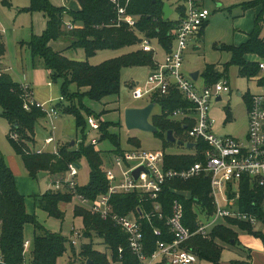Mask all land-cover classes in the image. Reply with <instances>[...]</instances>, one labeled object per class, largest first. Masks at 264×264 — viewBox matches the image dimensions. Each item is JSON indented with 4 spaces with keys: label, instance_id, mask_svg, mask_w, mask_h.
Masks as SVG:
<instances>
[{
    "label": "trees",
    "instance_id": "obj_1",
    "mask_svg": "<svg viewBox=\"0 0 264 264\" xmlns=\"http://www.w3.org/2000/svg\"><path fill=\"white\" fill-rule=\"evenodd\" d=\"M26 12L42 13L47 18V25L44 32L33 35L25 46L30 51L32 61L38 60L48 72L52 82H60V93L62 104L54 107L59 116L69 115L74 119L76 129L84 131L87 126V117L94 116L99 120L98 141L108 140L117 146L114 153H121L117 136L110 134L108 128L110 123L100 120V114H94L83 100L102 102L107 97L117 96L120 91V71L125 67L150 66L155 68L152 60V53L143 52L141 49L132 51L121 57L106 60L99 65L91 66L88 59L99 51L118 50L122 48L139 47L143 39L155 40L164 52H170L173 45V32L180 25L184 17V9L176 6L177 19L163 20L162 8L164 0H156L151 3L149 0H131L127 6V13L138 18L134 27L125 24L117 26V13L109 0H73L77 2L80 9L77 12L66 11L62 7L53 6L48 0H27ZM125 0H120L124 5ZM4 6H10V0H2ZM260 7V12L254 21V28L248 35V40L239 45H222L219 50L228 52L231 55V66H235L238 76L241 78H255L260 69L258 63L248 62L246 55H257L264 59V0H253L242 5L244 10ZM67 18V19H66ZM69 20L73 26L80 25V28H73L66 32V21ZM206 21L199 32L198 37L203 35ZM68 38L70 45L68 49L82 50L85 54V61L69 59L62 52L52 51L49 47L51 41H59ZM6 56V48L3 36L0 34V64ZM228 65L224 69L227 70ZM204 85L210 86L225 78L220 75L214 66H207L201 75ZM259 84L264 86V78L259 79ZM75 86V91L70 86ZM23 86L14 82L7 72L0 71V117L10 125V134L7 137L15 154L19 156L29 175L33 179L38 178L39 173L58 175L66 173L69 164H77L84 160L89 168V184L85 187H77L76 192L84 195L90 200L96 199L107 191V181L103 172L101 153L95 150V145H79L77 149L68 148L70 145L60 147L57 154L42 153L36 154L30 149L33 143L32 127L36 119L46 117L45 114L35 107L24 109ZM244 99L247 105L250 104L249 95ZM160 108L159 114L150 117V123L157 129L155 135L162 139L163 148L175 145L165 141V134L173 131L175 138L179 141H186L185 127H189L188 120L177 121L169 118L177 109H186L190 105L172 87L165 96L154 94L150 99ZM86 116V119L84 115ZM229 117V116H228ZM227 117V118H228ZM16 139H12L11 135ZM205 145L195 142V148L201 150ZM165 168L173 170L187 169L201 158L195 154H165ZM242 198L239 201L240 209L253 215H257L261 223L264 222V212L260 205L262 197L254 194L253 189L244 182ZM170 189H177L190 193L188 200L171 193ZM141 196L137 194L115 197L116 212L120 215H129L139 205ZM182 201L184 207L183 223L192 231L196 228L197 219L203 212L206 216L213 214L214 208L209 198L208 180L200 177L186 182H169L162 191L159 202L169 213V205L176 199ZM36 201V200H35ZM72 201L71 194L53 192L48 190L38 199V204L49 215L59 219L58 206L60 203L67 204ZM255 202L257 206H254ZM73 216L79 217L83 223L84 236L89 238V243L81 245V255L84 262L81 264H108L106 255L93 250L92 239L95 237L106 245L113 256L119 247H123L124 260L131 261L126 246L125 235L110 222H104L97 216L91 215L84 208L76 207ZM62 218V217H61ZM229 226L215 227L208 239L194 236L187 244V247L195 253L202 261L218 264L222 248L219 242L235 246L238 243L237 234L232 230L234 226L241 230L251 232L252 226L242 222L229 221ZM31 225L34 234L31 241L30 251L27 254L32 264H57V260L65 252V244L68 242L60 234L47 232L37 222L34 216L26 212L25 200L16 187L15 178L7 167L3 157L0 155V255L5 264H23L24 228ZM155 225H161L155 223ZM146 242L154 243L155 238L149 228L145 229ZM264 247V236L259 235ZM233 241V244H232ZM249 258V256H247ZM71 264V263H70Z\"/></svg>",
    "mask_w": 264,
    "mask_h": 264
},
{
    "label": "built area",
    "instance_id": "obj_2",
    "mask_svg": "<svg viewBox=\"0 0 264 264\" xmlns=\"http://www.w3.org/2000/svg\"><path fill=\"white\" fill-rule=\"evenodd\" d=\"M117 13V26L125 24L134 27L138 18L127 13V6L131 0H109ZM178 6L183 7L184 17L180 25L173 32V45L170 52L165 54L164 63L156 65L153 73L142 87H133L131 96L135 100L149 97L154 94L165 96L170 88H174L190 105L186 109H177L169 118L177 121L188 120L191 125L185 127L187 140L183 141V148L192 143L187 154H197L201 161L194 163L187 169L173 170L165 168L164 152H145L134 149L111 156V169L104 170L107 181V191L96 199L90 200L78 194L75 182L78 165L69 164L67 177L56 179L50 189L53 192L71 194L81 208L100 220L110 222L121 230L126 238V246L132 260H124L123 247H119L116 255L104 246L108 264H200L199 257L188 247V242L194 237L208 239L211 227L219 220L230 219L254 225L261 221L257 215L240 209L239 201L242 198L244 182L253 189L254 194L262 197L261 206L264 207V95H251L247 110L248 130L244 140L233 137H220L211 133L213 120L209 117L212 103L221 101V95L230 93L228 82L218 81L210 86H196V81L186 78L182 74L183 55L188 47L189 40L198 39L202 25L208 21L210 11L203 5L202 0H178ZM66 30L75 28L70 23L65 24ZM143 52L153 53L150 40L143 39L139 45ZM260 71H264V62H259ZM24 109L31 107L40 109L52 121L59 117L54 107H47L36 102L33 94L27 87H23ZM87 125L92 130H98L99 120L88 117ZM16 139L15 135H11ZM177 140V139H176ZM51 138L45 144H51ZM195 142H201L205 147L201 150L195 148ZM94 145V144H92ZM57 154L56 151L52 152ZM36 154H42L37 151ZM185 154V153H181ZM141 169L137 179L133 172ZM203 177L208 180L209 198L214 208L213 214L206 216L203 212L197 219L195 230H191L183 223L184 207L182 201L176 198L169 205V213L159 198L163 188L172 181L186 182ZM171 193L183 200L190 198V193L170 189ZM139 194L141 196L137 208L129 215H120L116 212L113 202L115 197ZM257 206L255 202H252ZM264 212V210H263ZM155 223L161 225H155ZM149 228L154 243L146 242L145 229ZM95 238V237H94ZM89 238L84 236V230H72L68 244L74 248L78 240ZM93 244V240H92ZM31 242L24 240V257L30 251ZM84 262V260H83ZM0 264H5L0 255ZM23 264H32L24 260Z\"/></svg>",
    "mask_w": 264,
    "mask_h": 264
},
{
    "label": "rangeland",
    "instance_id": "obj_3",
    "mask_svg": "<svg viewBox=\"0 0 264 264\" xmlns=\"http://www.w3.org/2000/svg\"><path fill=\"white\" fill-rule=\"evenodd\" d=\"M48 1L53 6H60L69 12H77L79 10V4L73 0ZM202 1L203 5L210 11V16L203 29L201 38L199 40H189L188 47L183 55L182 74L184 77L189 78L190 74L198 72L199 77L196 82L198 88H202L204 85L201 75L207 66H214L216 71L225 77L221 81L228 82L231 91L230 93L222 94L220 102L212 103L209 109V117L213 120L210 131L215 136H230L238 140H244L248 130V118L246 103L242 97L238 96V93H241L243 96L245 94L264 95V86L258 85L256 78L263 77L264 71L251 79L239 77L237 68L229 65L231 55L228 52L220 51L219 48L222 45L227 46L239 43V38L237 39L236 37L235 39V35L241 34L239 27H246L248 23L247 16L245 15L247 10H244L242 5L253 0ZM164 2L171 7L173 12L171 19H177L176 6L178 0H164ZM26 6V0H10L9 7L4 6L2 0H0V34L3 36L6 48L4 66L10 68L9 74L14 82L27 87L31 92V88L38 90H43V88L35 86L32 79V77L38 75L31 66L30 52L27 49L20 50L19 46L29 42L33 35L41 31L40 29H43V24L39 19H36L34 14L24 11ZM39 15L42 16L41 14ZM242 16L245 18L244 20H241ZM262 36L264 37V31L262 32ZM61 46L62 42H53L50 48L52 51H56ZM150 46L153 49L152 60L155 66L162 65L165 57L164 50L159 47L155 40L150 41ZM136 50H140V47L99 51L87 61L91 66H96L106 60L121 57ZM67 55L69 59L76 61L86 60L84 52L79 49L71 51ZM225 65H228L226 71L224 69ZM151 74L152 68L150 66L125 67L120 71V91L117 96L107 97L100 103L84 99L83 103L94 114L98 115L101 113V121L110 123L108 132L117 136L119 149L122 152L138 149L145 152H164L165 154L186 153L187 150L185 148L177 145L163 148L162 139L153 133L128 130L125 126L124 112L126 109L143 108L150 103L149 97L139 100L133 99L131 90L133 87L144 86ZM47 78L45 82L51 83L54 90L57 93L59 92L57 95L60 96V98H54L50 101L47 107H56L58 104L63 103L60 93V82L54 83L49 77ZM70 90L75 91V86H70ZM159 112L160 108L155 106L152 115L159 114ZM84 117L86 119L85 115ZM89 117L95 118L93 115ZM10 131V125L0 117V155L12 172L17 187L24 197L26 211L35 217L45 231L60 234L68 241L71 238L72 230L83 229L81 218L73 216L74 209L76 207L79 208L80 204L76 200H72L67 204L60 203L58 206L59 219L46 213L38 204L40 196L53 188L52 183L56 179L66 178L67 175L65 173L53 176L48 175L41 179L29 177L21 158L15 154L7 138ZM32 135L33 143L30 149L35 153L37 151L42 153L58 152L60 147L71 145L72 142L74 145L68 148L77 149L81 144L85 146L96 144L95 150L101 153L103 169L109 170L112 167L111 156L117 146L111 144L108 140L99 142V131L92 130L88 125L85 126L83 132L80 129H76L72 116L61 115L52 121H48L46 117L36 119L32 127ZM49 138L53 142L45 144V141ZM75 182L79 187H85L89 184V168L84 160L78 163ZM231 228H233L232 230L239 237L238 243L235 246L222 242L218 243L222 248L218 264H264V248L259 238L260 234L264 236V222L260 224L257 222L252 225L251 232L241 230L237 226ZM212 229L213 227L208 231L210 232ZM33 234L34 230L32 226L26 225L24 228V239L31 242ZM92 240L93 250L99 253L104 252L101 240L97 238H93ZM87 242L84 239H80L74 248L66 243L65 252L57 260V264H81L83 262L81 245ZM25 260L26 262L29 260L27 255L25 256ZM200 264L212 263L202 260Z\"/></svg>",
    "mask_w": 264,
    "mask_h": 264
},
{
    "label": "crops",
    "instance_id": "obj_4",
    "mask_svg": "<svg viewBox=\"0 0 264 264\" xmlns=\"http://www.w3.org/2000/svg\"><path fill=\"white\" fill-rule=\"evenodd\" d=\"M27 1V0H26ZM51 1V0H50ZM203 2V1H202ZM27 6H28V1H27ZM26 6V7H27ZM55 6V5H54ZM25 7V8H26ZM56 7H60V6H56ZM171 8V7H170ZM79 9H80V6H79ZM260 7H257V8H253V9H249V10H247L246 11V16H247V20H248V23H247V25H246V27H239V29H240V33L241 34H237V35H235V39H236V37H237V39L239 40L238 42L239 43H237V44H234V46H239V45H241V44H243V43H245L247 40H248V35L252 32V30H253V28H254V21H255V18H256V16L259 14V12H260ZM32 14H34L35 16H36V19H39V21L40 22H42V24H43V29H40L41 31H38V33H36L35 34V36H39V35H41L43 32H44V30L46 29V25H47V18L45 17V15L44 14H42V13H38V12H34V13H32ZM39 14H41L42 16H40ZM173 14V13H172ZM245 15H243V16H245ZM242 16V17H243ZM42 21H41V20ZM170 19H171V17H170ZM245 18L243 17L241 20H244ZM172 20V19H171ZM66 23H70L69 22V20H67L66 21ZM45 24V25H44ZM75 28H80L81 26L80 25H76V26H74ZM68 30H66V32H67ZM201 38V37H200ZM199 37H198V39H196V40H199L200 39ZM53 42H62V46L61 47H59L55 52H62L63 53V55L65 56V57H67L68 58V53L69 52H71V51H75V50H71V49H68V46L70 45V40L67 38V39H63V40H59V41H51L48 45H49V47H50V45L53 43ZM19 49L20 50H23V49H27L28 50V48L25 46V44H21L20 46H19ZM29 51V50H28ZM30 52V51H29ZM76 53V52H75ZM165 54H166V52H165ZM30 56H31V54H30ZM6 57V56H5ZM5 57H4V59H3V61H2V63L0 64V71H2V72H7L8 74H9V72H10V68L8 67V68H6L5 66H4V60H5ZM165 58V57H164ZM245 59L248 61V62H255V63H259V62H264V59H260L257 55H246L245 56ZM154 65H155V63H154ZM31 66H32V68H33V70L36 72V74L38 75V76H34V77H32V79H33V81H34V83H35V86H37V87H40V88H43V90H38V89H33V88H31V92H32V94H33V99L36 101V102H38V103H40V104H43V105H45V106H47V104H49V102L50 101H52L54 98H60V96L59 95H57V94H59V92L57 93L55 90H54V88L52 87V85H51V83H48L47 81L45 82V80H46V78L48 77V72L44 69V67L42 66V63L40 62V61H38V60H35L34 61V63H33V61H32V57H31ZM22 67V66H21ZM155 69V68H154ZM154 69H152V73H153V71H154ZM260 72H262V71H260ZM198 77H199V74H198ZM198 77H197V79H198ZM257 78V83H258V85H260L259 84V79H261V78H264V76L263 77H256ZM48 79V78H47ZM196 82H197V80H196ZM261 86V85H260ZM245 95H247V94H245ZM244 95V96H245ZM238 96L239 97H242L243 99H244V96L241 94V93H238ZM251 95H249V97H250ZM244 101H245V99H244ZM245 103H246V101H245ZM156 106V105H155ZM248 107H249V105H247V103H246V113H247V110H248ZM149 121H150V119H149ZM223 137H225V136H223ZM227 137H230V136H227ZM177 139V138H176ZM187 149V148H186ZM52 153V152H51ZM115 154V153H114ZM175 154V153H174ZM181 154V153H180ZM16 182V181H15ZM16 187H17V184H16ZM17 190H18V192L20 193V191H19V188L17 187ZM21 194V193H20ZM22 195V194H21ZM27 213H28V211H26ZM28 214H30V213H28ZM229 221H233V220H230V219H224V220H219L217 223H216V225L213 227V229L215 228V227H217V226H223L224 224H226L227 226H229L228 224V222ZM236 222V221H235ZM231 226V225H230ZM234 227H236V226H234ZM212 229V230H213ZM211 232L212 231H210V234H211ZM237 238L239 239V237L237 236ZM232 244H233V241H232ZM264 248V247H263Z\"/></svg>",
    "mask_w": 264,
    "mask_h": 264
},
{
    "label": "water",
    "instance_id": "obj_5",
    "mask_svg": "<svg viewBox=\"0 0 264 264\" xmlns=\"http://www.w3.org/2000/svg\"><path fill=\"white\" fill-rule=\"evenodd\" d=\"M151 3H155L156 0H149ZM172 10L169 5L164 4L162 8V14H163V20L166 21L170 19L172 15ZM198 77V72L192 73L189 75V78L192 81H196ZM155 107V104L150 102L147 106L143 108H128L124 112V122L125 126L128 130H139L143 132H149L155 134L157 132V129L150 123L149 119L152 115V111ZM165 141L168 143L176 144L177 146H183V142L176 140L173 131H168L165 134ZM74 143L72 142L70 146H73ZM187 149H191L193 147L192 143H187L185 145ZM141 169H138L133 172V177L135 179L138 178L139 173ZM47 173H39L38 178H44L47 177ZM91 264V263H87Z\"/></svg>",
    "mask_w": 264,
    "mask_h": 264
}]
</instances>
